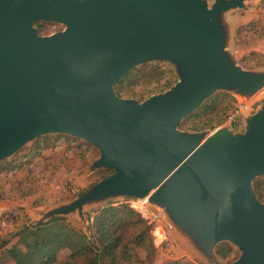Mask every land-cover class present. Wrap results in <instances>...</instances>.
<instances>
[{"label": "water", "instance_id": "1", "mask_svg": "<svg viewBox=\"0 0 264 264\" xmlns=\"http://www.w3.org/2000/svg\"><path fill=\"white\" fill-rule=\"evenodd\" d=\"M248 0H0V162L48 134L94 146L111 173L39 212L36 225L125 197L145 200L205 264H264V66L239 64L236 19ZM62 30L40 34L34 23ZM166 59L177 80L139 101L115 85ZM216 91L251 100L243 131L179 125ZM259 94V96H258ZM257 96V97H256ZM244 114V115H243ZM239 256L226 263L216 244Z\"/></svg>", "mask_w": 264, "mask_h": 264}, {"label": "trees", "instance_id": "2", "mask_svg": "<svg viewBox=\"0 0 264 264\" xmlns=\"http://www.w3.org/2000/svg\"><path fill=\"white\" fill-rule=\"evenodd\" d=\"M249 21L240 25L251 24ZM41 28L42 24L39 25ZM252 58L245 66L252 68L264 64V53L253 50ZM176 78L163 63L143 64L129 72L115 85L119 97L143 100L154 93L162 92L174 84ZM234 98L226 92H217L200 105L192 114L182 120L179 127L183 130L201 131L214 129L227 119L233 110ZM60 136H42L37 138L25 152L19 151L5 165H21L23 158L42 156L49 141H59ZM66 150H74L82 163L96 155L97 150L79 140L65 137ZM69 139V140H68ZM19 163V164H15ZM2 164H0L1 168ZM111 169L101 168L94 171L97 176H105ZM99 177V178H100ZM253 187L257 198L264 200V178L254 180ZM92 231L87 236L64 217H54L47 223L24 226L23 236L8 249L7 255L15 264H107L140 261L137 249L145 250L146 259L154 253L151 227L145 218L129 204H104L98 207L91 220ZM64 251L67 255L61 257ZM217 253L223 258L232 255V248L218 246ZM174 264H180L174 262Z\"/></svg>", "mask_w": 264, "mask_h": 264}, {"label": "rangeland", "instance_id": "3", "mask_svg": "<svg viewBox=\"0 0 264 264\" xmlns=\"http://www.w3.org/2000/svg\"><path fill=\"white\" fill-rule=\"evenodd\" d=\"M247 6L249 10L244 11L242 9H237L231 13V15L235 19H249L251 22H253L243 27V29L240 30L241 33H238V28L242 24L236 23L237 29L233 36V44L239 57V64L247 69H255L258 67H263L264 64L252 68H249L245 65L249 63V59L252 58L251 52L253 50H255L256 48L264 49V0H248ZM40 24H42V28L39 26ZM34 26L37 27L39 33L43 35L62 30L64 27V25L57 22L42 20L36 21L34 23ZM156 63H163L164 65L168 66V69L172 72L177 80L176 68L166 59H158L143 64ZM143 64H140L133 69L140 67ZM131 70L129 72H131ZM217 92L226 91H216L215 93ZM146 98L147 97H145L144 99ZM233 98V107L240 104L234 96ZM251 101L252 99L243 102L248 105V108L244 110V113L254 112L250 107ZM227 126L235 131H243V116L240 115V117L232 126ZM43 136H60L61 139L54 142L49 141L47 143V146L43 149L42 156L38 155L36 158L27 156L26 158H23L22 162L20 163L21 165L10 168V165H5V162L13 158V156L19 151L25 152L26 149L37 138L20 148L12 157L4 159L0 162V164H2L0 168V264H15L14 261L7 255L6 249H8L14 242H16L18 238H21L23 236L24 226H35L31 225L30 222L38 217L39 212L44 211L54 204L62 201H68L74 198L83 189L103 177L99 176V178L97 174L94 173V171H97L99 169H87V166L95 158H97L99 154L98 150L95 147L94 148L97 150L96 155L90 154L91 156L89 157V161L84 164L78 158L74 150H66L67 144L64 143L63 138L68 137L69 135L48 134ZM69 137L74 138L72 136ZM131 199V197H125L122 200H113L101 205H117L120 203L128 205ZM101 205H97L84 211L83 220H81V218L78 216L55 217H64L68 219L73 226L81 229L87 236H90V233L92 231V216L95 210ZM51 220L52 218L48 221L40 222L38 224L47 223ZM147 223L150 224L148 221ZM150 227V233L152 235L155 251L149 259H146L145 250L138 248L137 253L139 255L140 261L134 262L133 264H174V262H178L180 264H205L195 252L187 247L184 240L179 238V236L176 235L174 231L170 230L167 225L166 228L169 231L172 240V246L169 249H166L163 245L159 244L158 234L154 233L152 224H150ZM218 246L231 247L233 250L232 255L230 257L223 258L216 251ZM215 251L226 263L233 262L240 253L237 247H235L228 241L217 243ZM64 252L65 253H63L61 257L67 255V252ZM102 261V264H107L105 259Z\"/></svg>", "mask_w": 264, "mask_h": 264}, {"label": "built area", "instance_id": "4", "mask_svg": "<svg viewBox=\"0 0 264 264\" xmlns=\"http://www.w3.org/2000/svg\"><path fill=\"white\" fill-rule=\"evenodd\" d=\"M246 108H248V105L246 103H240L236 105L227 119L221 125L227 124L232 126L240 117L242 111H244ZM129 205L132 206L142 215L143 218H145L150 224L153 225L154 233H157L159 237V244L163 245L166 249L171 248V235L166 228L165 221L161 214L157 210L147 205L145 200L131 199L129 201Z\"/></svg>", "mask_w": 264, "mask_h": 264}, {"label": "crops", "instance_id": "5", "mask_svg": "<svg viewBox=\"0 0 264 264\" xmlns=\"http://www.w3.org/2000/svg\"><path fill=\"white\" fill-rule=\"evenodd\" d=\"M245 10H249V9H245ZM245 10H244V11H245ZM249 21H250L249 19H248V20L236 19V22H237L238 24H245V23H247V22H249ZM255 50L264 53V49H262V48H256ZM93 147H94V146H93ZM100 169H101V168H100Z\"/></svg>", "mask_w": 264, "mask_h": 264}]
</instances>
